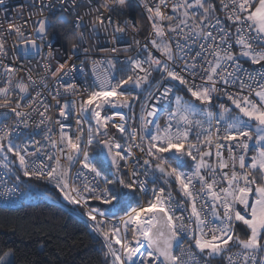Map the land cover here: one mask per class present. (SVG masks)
Wrapping results in <instances>:
<instances>
[{
  "label": "snow or ice",
  "instance_id": "snow-or-ice-1",
  "mask_svg": "<svg viewBox=\"0 0 264 264\" xmlns=\"http://www.w3.org/2000/svg\"><path fill=\"white\" fill-rule=\"evenodd\" d=\"M81 2L89 7L73 12L80 46L63 63L47 39L50 17L78 0H27L31 24L0 22L5 192L30 189L22 177L53 185L102 238L103 264H264V0H220L224 20L211 0H143L152 38L133 41L139 52L124 60L116 45L138 28L111 13L129 0ZM100 32L111 46H83ZM93 50L104 58L88 57ZM81 51L87 59L69 64ZM37 57L42 75L16 63ZM85 63L94 79L78 85ZM14 255L0 252V264H15Z\"/></svg>",
  "mask_w": 264,
  "mask_h": 264
},
{
  "label": "trees",
  "instance_id": "trees-1",
  "mask_svg": "<svg viewBox=\"0 0 264 264\" xmlns=\"http://www.w3.org/2000/svg\"><path fill=\"white\" fill-rule=\"evenodd\" d=\"M128 14L143 22L136 8L132 7ZM52 24L55 27L51 31L59 35L60 44L69 47L74 38L70 26L61 17L54 18ZM159 76L153 73L155 79ZM113 135L119 138L116 131ZM22 179L42 195L35 203L21 207L0 206V252L12 249L15 264H103L102 238L91 231L87 218L67 208L73 206L63 200L53 185L28 177ZM92 203L102 209L109 207ZM237 231L244 238L243 226L238 225Z\"/></svg>",
  "mask_w": 264,
  "mask_h": 264
},
{
  "label": "built area",
  "instance_id": "built-area-1",
  "mask_svg": "<svg viewBox=\"0 0 264 264\" xmlns=\"http://www.w3.org/2000/svg\"><path fill=\"white\" fill-rule=\"evenodd\" d=\"M54 2H55V0H54ZM99 2H100V0H92V6H97L99 4ZM211 2L218 6L217 15L219 16V18L221 20H224L225 19L224 10H223V8L219 7L220 0H211ZM78 3L81 5L79 8L72 9L71 7H69V11L64 12L63 16H61V12H60V9L58 7L56 10V16L50 17V19L52 21L56 17L63 18L65 20V22L70 26V28L74 34V38L70 42L69 47H65L64 45L60 44L59 35L56 32L51 31V33L47 37V39L51 41L54 54H55L56 50L60 51V55L57 56L56 58L59 59L61 63H63L65 61L66 54L70 53L72 51L71 45L73 43L80 46L79 37L77 35H75L76 30L73 28V24L75 23V15L73 14V12L75 11L76 13H79L82 15L84 13V11L88 9L89 5L82 3L81 0H78ZM150 3H153V4L158 3V0H150ZM129 5L130 6H126L119 11L111 13V15L114 17V19L119 20L121 22V24H123V22L125 20H131L132 23L136 24L137 28H138V30H133L130 27L127 28L126 29L127 41H121V42L117 43L116 46L118 48H120V51L115 55H118L121 60H124V58L127 56H135L137 54V52H139L140 46L135 44L133 41L139 40L141 42V44L147 43L152 38V32H153V30L151 28V21H149L147 19L148 13L144 9L143 0H129ZM132 7L136 8L139 11L140 15L142 16L143 22L139 21L134 16H130L128 14L129 10ZM5 8H6V10H5ZM30 11H32V9H30L27 6V0H7V3L5 6H0V22L3 23L5 28L7 27L9 22L15 23V24L27 22L28 24H31L32 19L29 18ZM166 11L168 14H172L170 8L166 9ZM47 14L48 13L45 12V15H47ZM87 19H88V17H85V20H87ZM228 23L230 24L231 22H228ZM31 31H32V29L28 28V32L31 33ZM110 31H111V29H109V32ZM89 34H90V29H89V32L85 33V35H89ZM169 36H172V34L169 33ZM14 39H15V37H13V36L7 37V41L9 44H11ZM175 39H176V37H173V43L175 42ZM130 42H131V47H128V44ZM105 45L111 46V36L105 32H100L98 39L95 37H90L88 40V44L83 45V46L84 47H88V46L99 47V46H105ZM192 48H193V52L191 54L194 55L195 51L198 50V47H197V45H192ZM234 50H238V46ZM153 54L156 55L157 57L161 56V54L159 52H156L154 49H153ZM11 55H12V53L10 52L9 53V59H6L5 63L10 62ZM87 56L92 57V58H97V59H103L105 54L99 53V52H96L95 50H93L92 52L87 54ZM86 59H87L86 55L81 51L78 54V58L74 57L73 60L69 62V64L75 63L76 65L79 66L81 61L86 60ZM45 60H47L46 57H45ZM43 62L44 61L41 60L40 57H37L35 60H32V61H17L16 63L19 65H22L25 69L31 68L32 74L34 76H36V75H42L43 74V68L40 66V65H42ZM48 62L52 63L53 68H55V62L54 61H48ZM241 62L244 63V67L246 69H248L249 71H252L253 68H259L258 65L253 66V65H250V63H245L243 58H242ZM20 75L24 76L25 73L23 71H21ZM60 75H63V74L61 73ZM160 78H161V76H159V78L157 80H159ZM57 79H59V76L57 77ZM65 79H68V78L65 77ZM93 79H94V77L91 75L90 63H85L84 74L83 75L78 74L75 83H77L78 85H83L85 83V80H87L90 83ZM54 83L55 82L52 80V78L49 77L48 78V84H49L50 88L54 85ZM41 91L44 93V95H47V90L41 89ZM233 91H235V89H233ZM32 95L34 96L35 92H32ZM224 101H226V98L222 97L221 102H224ZM52 103L55 104L54 101H52ZM228 104L230 105V102H228ZM0 111H3V110H0ZM52 111H53V113H56L55 108H53ZM125 112H127V111H125ZM54 118L58 119L59 117H58V115H55ZM34 119H39V117H34ZM55 130L56 129H54V131ZM28 131H29L28 129L24 130L25 133H27ZM35 138L38 140L41 139V137L39 135H36ZM41 142L43 143V141H41ZM29 150L30 151L32 150L31 147L29 148ZM140 155H141V153H139L137 151L136 156L139 157ZM130 164H131V162H130ZM2 173H3V169H0V174H2ZM8 187L12 188L11 182H9ZM173 191L175 192L174 189H173ZM41 195L42 194L40 193V191L37 190L35 187H31L30 189L25 190V188L23 186H21L18 189L13 188L12 191L5 192V186L0 184V206L1 207L17 208V207H21V206L26 205V204H32V203H35L39 199V197H41ZM44 196H45V198L50 199V196H48V195H44ZM177 198H179V197H177ZM66 207L71 209L68 206H66ZM221 262H222L221 264H223V261H221ZM211 264H219V263L216 260H213L211 262Z\"/></svg>",
  "mask_w": 264,
  "mask_h": 264
},
{
  "label": "rangeland",
  "instance_id": "rangeland-1",
  "mask_svg": "<svg viewBox=\"0 0 264 264\" xmlns=\"http://www.w3.org/2000/svg\"><path fill=\"white\" fill-rule=\"evenodd\" d=\"M125 111H127V110H125ZM102 115H103V113H102ZM109 131L113 134L114 132H115V130H113V129H109Z\"/></svg>",
  "mask_w": 264,
  "mask_h": 264
},
{
  "label": "bare ground",
  "instance_id": "bare-ground-1",
  "mask_svg": "<svg viewBox=\"0 0 264 264\" xmlns=\"http://www.w3.org/2000/svg\"><path fill=\"white\" fill-rule=\"evenodd\" d=\"M115 119H116V121H119V117H116Z\"/></svg>",
  "mask_w": 264,
  "mask_h": 264
},
{
  "label": "water",
  "instance_id": "water-1",
  "mask_svg": "<svg viewBox=\"0 0 264 264\" xmlns=\"http://www.w3.org/2000/svg\"><path fill=\"white\" fill-rule=\"evenodd\" d=\"M105 164H107V161L105 162Z\"/></svg>",
  "mask_w": 264,
  "mask_h": 264
},
{
  "label": "crops",
  "instance_id": "crops-1",
  "mask_svg": "<svg viewBox=\"0 0 264 264\" xmlns=\"http://www.w3.org/2000/svg\"><path fill=\"white\" fill-rule=\"evenodd\" d=\"M118 122V121H117Z\"/></svg>",
  "mask_w": 264,
  "mask_h": 264
}]
</instances>
